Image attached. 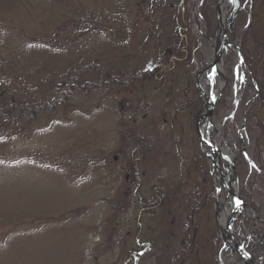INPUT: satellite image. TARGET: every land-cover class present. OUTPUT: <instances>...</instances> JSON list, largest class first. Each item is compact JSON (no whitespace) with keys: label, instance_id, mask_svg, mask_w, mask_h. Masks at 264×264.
Segmentation results:
<instances>
[{"label":"rangeland","instance_id":"1","mask_svg":"<svg viewBox=\"0 0 264 264\" xmlns=\"http://www.w3.org/2000/svg\"><path fill=\"white\" fill-rule=\"evenodd\" d=\"M195 1L0 0V264H243L220 251L212 165L194 132L218 0ZM233 7L225 0L224 19ZM237 60L227 52L219 64L230 90L250 87ZM224 115L204 137L234 161L238 190L264 222L254 163L264 103H230ZM157 188L161 206L141 210ZM244 211L236 240L264 264V223Z\"/></svg>","mask_w":264,"mask_h":264},{"label":"flooded vegetation","instance_id":"2","mask_svg":"<svg viewBox=\"0 0 264 264\" xmlns=\"http://www.w3.org/2000/svg\"><path fill=\"white\" fill-rule=\"evenodd\" d=\"M257 25H258V32L256 33V35L249 33L250 35H249L248 39L246 41H244V43L247 42V44H243V40L241 41V36L243 38L245 36V32H241L240 27L239 26L235 27L233 24L229 33H228V38H229V40H231V43H236L235 36L241 34V36H240L241 42L238 43V47H239L238 50H234L233 48H228L229 50H227V52L237 53V57H238L237 64H238V66L244 65L245 70H243V71L247 75L248 79H252L255 84H258L260 86L259 92L257 93V95H254V97H253L249 93L250 89L248 87H245L246 89H248L247 91H245L246 89L244 90L242 87L238 86L236 84V81L233 82L232 89L230 90L229 78L231 76L229 77L228 75L225 77L224 84H223L224 87H222V86L218 87V85H219L218 81H219L220 77L215 76V80H216L215 81V83H216L215 95L217 96V100H216L214 111H213L212 116H211V120L213 122L219 120V118H221V117L223 118L221 120L226 119L224 112H227L230 103L236 104V105H237V103H241L245 106L248 105L249 103H251L252 101H256V100L260 104L264 103V17L260 18L258 20ZM216 28H217V26H216ZM250 83H252V82H250ZM249 86L252 87L251 84ZM219 88L222 90L221 93H218ZM198 101H199V105L195 107V105L198 103ZM194 104L195 105H194V108L192 110V113L195 115V121H196L197 118H199L203 112L202 111V102L200 100V96L198 97V99L195 101ZM223 104L225 105V107H224L225 110L223 109V111H222V105ZM241 114H244V113L241 112ZM260 127H261V129L264 128L263 125H261ZM260 133H261V136H263L264 130H261ZM244 136L246 137V135H244ZM223 141H224V139H223ZM219 163H221V161H219ZM257 166H259V165L257 164ZM229 169H231L230 173H232L231 178H232L233 182L236 184L235 166L234 167L230 166ZM229 169L228 168L226 169V166H224V165H221V170H218V168L214 165L212 166V172H210L211 176H212V178L217 179L215 181V185H217V186L219 185L221 188V190L218 191L217 187H215L214 199H213V194H212V196L210 194V198L213 200V202L216 201L215 198L220 196V192L223 191L222 186L219 184V180H222L223 176H226V173ZM259 171L261 173H264V167H262V168L259 167ZM238 195L244 200V202L247 206L242 209L241 214L236 219V221L234 223V231L236 229L235 226H236L237 222L239 221L240 217L246 213L244 210L248 209V208H250V210L252 209V206L249 204L250 199L247 196V194L243 190H241L240 192L238 190ZM226 197H227V193L225 192V195L220 197L221 199H223L221 201H224ZM230 199H231V196H230ZM219 203H220V199H219ZM230 205L233 207L232 202L230 203ZM228 206H229V204H228ZM193 231H195V229Z\"/></svg>","mask_w":264,"mask_h":264},{"label":"water","instance_id":"3","mask_svg":"<svg viewBox=\"0 0 264 264\" xmlns=\"http://www.w3.org/2000/svg\"><path fill=\"white\" fill-rule=\"evenodd\" d=\"M235 1H236V4H235V7L233 9L232 15L229 18V22H228L227 27L224 29V31L222 33L218 32V34H219V36L217 38L218 42H217L216 50L214 52V56L212 58V62L205 69H203L201 71V72H203V71L212 69L210 78H212L215 73H217L220 77H223L222 73L217 68V64L222 57L223 50H225L227 47H230V48L235 47L234 45H232L228 42V33L232 27V24L234 23V20L237 16V13H238L239 8H240V3H241V0H235ZM217 10L219 13V18H220L219 8H217ZM235 48H237V47H235ZM196 84H197V87L200 89V85H199L198 81H196ZM218 93H221L220 88L218 90ZM205 98H206L210 107H209L207 112L203 113L201 115V117L197 118L196 124H195V130H196V134H197L198 139H199L200 146L204 145L205 147H207L208 149H210L212 151L211 153H206L207 157L212 160L213 164L216 165L218 170H221V166H220L219 162L216 161L214 154L217 153L219 155L220 159H224L225 155H223L221 153V151L217 147L212 145L210 142L205 141L202 137V133L200 130L201 120L202 119H211L212 113H213L214 108H215L217 96H214L210 92V96L207 97L205 95ZM230 165H233V164L230 163ZM220 184H224V187L226 188L228 193L231 195V197L234 199L235 204H236L235 209L232 211V213L229 215V217L227 218V220L225 222V227L218 224V222H217L218 209L217 208L215 209V221L217 223V227L219 229V234H220L222 242H223V248L229 249L232 254H236L237 256H239L240 259H242L243 261H246V259L248 257L242 251L243 250L245 252H247V251L241 245L238 244V242L235 238V235H234V231H233V226H234L235 220L237 219V217L241 213L242 208L246 207V204H245L244 200L238 195L237 190L232 188L231 186H229L227 176H223L222 180H220ZM250 264H253L251 260H250Z\"/></svg>","mask_w":264,"mask_h":264},{"label":"trees","instance_id":"4","mask_svg":"<svg viewBox=\"0 0 264 264\" xmlns=\"http://www.w3.org/2000/svg\"><path fill=\"white\" fill-rule=\"evenodd\" d=\"M248 2H249L248 8H247V11H248V17H247L248 25H247V30L245 31V34L248 32L250 34L252 33L253 35H256V33L258 32V25H257L258 24V20L260 18L264 17V0H260V1L258 0V3H257L256 6L253 5V0L248 1ZM242 9H243V6H242V8L240 10V13L242 12ZM258 14H259V16H258ZM238 26L239 25H235V27H238ZM74 87L75 86H72V88H74ZM259 88H260V86H259ZM262 130H264V128ZM132 137L135 138V140L137 141L138 146L142 144L143 141L140 140V138L138 136H136V135L132 136L131 133H129V137L128 138H132ZM259 140H260L259 144H258L259 145V152H258L259 154H258V157H257V160H258L257 164L259 165L260 168H262V167H264V135L261 136V138ZM140 141H141V144H140ZM199 154H200L201 158H204V156L201 153V151H199ZM140 158H141V155H137L135 157L136 160H139ZM210 182H211V180H210ZM158 190H159L158 188L156 190H154V193H155L154 196H156V197L152 198V202L151 201L150 202H146V201L143 200V198H141V199L139 198V202L144 205V207L141 210L152 209V206H154V208H158V207L161 206L162 200L160 198V195L162 193H159ZM204 197H205V199H204V203H205L206 200H207L205 194H204ZM201 205H204V204H200L199 203L198 206L194 205L193 206V211L190 214V222H191V226L193 227V229H196L198 227L197 217H196L195 214H196V207L197 208L201 207ZM188 254H189L188 252L186 254H183V252H182L180 256H181L182 259L186 260Z\"/></svg>","mask_w":264,"mask_h":264},{"label":"bare ground","instance_id":"5","mask_svg":"<svg viewBox=\"0 0 264 264\" xmlns=\"http://www.w3.org/2000/svg\"><path fill=\"white\" fill-rule=\"evenodd\" d=\"M224 2H225V0H221L220 1V3H219V11H220V15H221V20L219 21V23H218V30L220 31V32H222L224 29H225V27H226V22H227V20L226 19H224V17H223V6H224ZM197 5L198 4H196L195 5V7H197ZM217 40H215V46H216V44H217V42H216ZM200 85H201V83H200ZM201 88H202V85H201ZM203 89V88H202ZM205 124V126H207V128H210L211 126L209 125V123H204ZM203 124V125H204ZM206 140H208L207 139V137L205 138ZM225 166H226V169L228 168L229 169V165H230V163H231V161H227V160H225ZM230 184L229 185H231L232 187H235V183H232L231 181L229 182ZM236 188V187H235ZM228 197V196H227ZM225 202L223 203V205H218V217H217V222H218V224L219 225H221V226H223V227H225V222H226V220H227V215L226 214H224L225 212L223 211V209L225 208ZM219 210H220V212H219ZM228 213H230L229 211H228ZM248 258L246 259V261H243L244 263H246V264H250V260L252 261V263L253 264H258V260H257V258H256V256L254 255V254H252V255H249L247 252H245L244 250L242 251ZM250 259V260H249ZM232 261H233V259H232ZM243 263V264H244Z\"/></svg>","mask_w":264,"mask_h":264},{"label":"snow or ice","instance_id":"6","mask_svg":"<svg viewBox=\"0 0 264 264\" xmlns=\"http://www.w3.org/2000/svg\"><path fill=\"white\" fill-rule=\"evenodd\" d=\"M254 166V165H253Z\"/></svg>","mask_w":264,"mask_h":264}]
</instances>
